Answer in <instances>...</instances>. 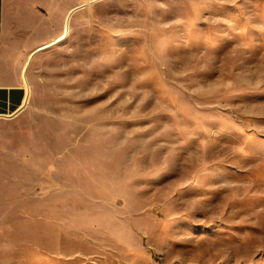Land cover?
<instances>
[{
  "label": "rangeland",
  "instance_id": "374dc122",
  "mask_svg": "<svg viewBox=\"0 0 264 264\" xmlns=\"http://www.w3.org/2000/svg\"><path fill=\"white\" fill-rule=\"evenodd\" d=\"M81 14L0 127V264H264V0Z\"/></svg>",
  "mask_w": 264,
  "mask_h": 264
},
{
  "label": "crops",
  "instance_id": "0c3cea01",
  "mask_svg": "<svg viewBox=\"0 0 264 264\" xmlns=\"http://www.w3.org/2000/svg\"><path fill=\"white\" fill-rule=\"evenodd\" d=\"M88 3L0 0V127L24 111L33 65L45 51L39 50L60 36H74L76 19Z\"/></svg>",
  "mask_w": 264,
  "mask_h": 264
},
{
  "label": "bare ground",
  "instance_id": "6f19581e",
  "mask_svg": "<svg viewBox=\"0 0 264 264\" xmlns=\"http://www.w3.org/2000/svg\"><path fill=\"white\" fill-rule=\"evenodd\" d=\"M65 38V36H61L60 38H58L57 40H55L54 42L48 44V45H45L44 47H42L39 51H43V50H46V49H49V48H52L53 46H55L56 44L60 43L61 41H63ZM28 94H27V98L21 108V110H25L28 106V104L30 103V97H31V92L30 90L28 89Z\"/></svg>",
  "mask_w": 264,
  "mask_h": 264
}]
</instances>
